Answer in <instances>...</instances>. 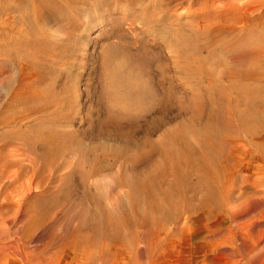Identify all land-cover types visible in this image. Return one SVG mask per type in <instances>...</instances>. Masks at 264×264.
<instances>
[{
  "label": "bare ground",
  "instance_id": "6f19581e",
  "mask_svg": "<svg viewBox=\"0 0 264 264\" xmlns=\"http://www.w3.org/2000/svg\"><path fill=\"white\" fill-rule=\"evenodd\" d=\"M59 1L0 0V14L29 7L33 15L29 35L22 27L15 34L0 29V56L30 57L23 42L47 40L37 18L55 13ZM213 23L193 22L191 33L176 36L168 45L172 65L145 51L117 62L81 118L86 127L76 126L80 111L66 104L68 92L43 86L42 78L22 79L8 102L14 116L1 120L8 128L0 134V171L15 165L14 191L36 189L25 232L64 209L78 220L66 239L76 254L94 258V248L117 238L130 245L119 253L132 255L144 241L154 253L178 236L170 224L195 215L207 221L235 204L234 188L264 161V35L259 25ZM9 151L20 160H10Z\"/></svg>",
  "mask_w": 264,
  "mask_h": 264
},
{
  "label": "rangeland",
  "instance_id": "374dc122",
  "mask_svg": "<svg viewBox=\"0 0 264 264\" xmlns=\"http://www.w3.org/2000/svg\"><path fill=\"white\" fill-rule=\"evenodd\" d=\"M59 3L57 9L61 13L43 11L37 18L47 40L34 47L30 41L23 42L30 57L20 59L15 51L10 60L0 56V134L8 128L1 120L14 116L8 102L22 79L33 82L42 78L43 86L68 92L66 104L71 102L80 111L76 126L86 127L81 118L97 103L105 75L117 62L138 60L139 53L145 51L149 57L158 55L172 65L174 54L168 45L178 34L191 33V23L210 19L214 22L212 26L224 21L236 27L259 25L264 35V0H61ZM23 11L9 9L0 14L1 31L15 34L22 27L29 35L33 15L29 7ZM21 13L23 19L13 27L11 22ZM7 156L20 160L11 151ZM259 163L252 169L251 180L240 181L234 188L236 206L231 203L233 208L228 207L227 215L215 213L207 221L201 215H195L194 220L182 217L177 224H170L178 239L175 237L165 251L158 249L151 253L144 241L139 244V251L126 255L118 252L123 244L130 247L121 238L105 247L100 243L93 249L95 259L88 257L91 262L84 256L85 251L76 254L66 243L78 223L73 212L65 217L64 209H60L51 221L25 232L27 200L36 189L27 196L21 190L14 191L18 183L17 166L8 165L0 171V264H263L264 161ZM239 227H243L240 237L236 235ZM222 237L227 239L223 244L219 241Z\"/></svg>",
  "mask_w": 264,
  "mask_h": 264
}]
</instances>
